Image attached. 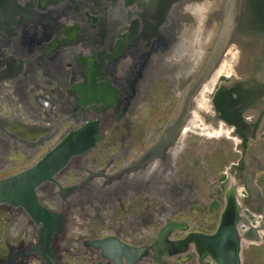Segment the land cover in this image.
<instances>
[{
    "label": "flooded vegetation",
    "instance_id": "1",
    "mask_svg": "<svg viewBox=\"0 0 264 264\" xmlns=\"http://www.w3.org/2000/svg\"><path fill=\"white\" fill-rule=\"evenodd\" d=\"M247 1L227 51L240 33L264 41ZM225 2L0 0V182L26 173L32 181L15 187L34 183L27 203L0 202V264H216L186 239L216 231L231 184L215 200L217 224L204 226L187 217L198 188L177 174L190 171L187 131L227 53L186 107ZM255 61L230 83L219 75L211 104L212 120L242 139L233 166L244 183H232L262 233L264 58Z\"/></svg>",
    "mask_w": 264,
    "mask_h": 264
},
{
    "label": "rangeland",
    "instance_id": "2",
    "mask_svg": "<svg viewBox=\"0 0 264 264\" xmlns=\"http://www.w3.org/2000/svg\"><path fill=\"white\" fill-rule=\"evenodd\" d=\"M223 1L219 0V5ZM238 38L239 41L230 46L224 56L222 65L215 72L213 83H209L210 88L209 86L205 88L206 102L202 101L203 103L200 102L197 105L193 115L195 118L192 120V131H187L188 134H191L193 144L191 153L193 161L190 171L177 174L181 177L189 176L194 187L198 188V201L191 205V212L187 217L189 222H199L204 226H215L217 224L223 202L219 207L214 206V202L215 200H222L226 188L233 181L244 183L243 173L233 166L234 163L241 162L242 149L240 148V142L242 139L234 131V127L225 125L223 122L216 123L212 120L213 110L211 104V96L217 86L219 75L226 79L227 83H230L229 81L243 74L238 70L243 69V64L246 61H248V64L245 69H249L251 68L250 60H256L258 63L260 59L264 58V41L259 35L240 33ZM255 65L254 67H257ZM201 148H203L202 155L199 151L202 150ZM182 164L184 165V163ZM254 178L260 181L262 185V188L256 190L264 194V184L262 183V181L264 182V173H259ZM241 189L243 193L247 194L244 185ZM243 202L248 207H251L250 203H254L253 200L250 203L244 200ZM180 203L186 209L189 208L188 200ZM252 218V221L258 220L259 215L256 214ZM242 264H264V232L261 233L260 241L244 242Z\"/></svg>",
    "mask_w": 264,
    "mask_h": 264
},
{
    "label": "water",
    "instance_id": "3",
    "mask_svg": "<svg viewBox=\"0 0 264 264\" xmlns=\"http://www.w3.org/2000/svg\"><path fill=\"white\" fill-rule=\"evenodd\" d=\"M243 0H226L222 9V25L216 42L211 49L207 63L197 77L186 101V107L192 96L199 90L202 83L211 78L212 73L219 64L222 56L226 53L232 42L240 16ZM28 182L30 177L23 174L20 177L6 179L0 182V202L27 203L34 198V183L30 187H15V182ZM239 185L231 183L225 194V205L220 214L219 224L213 234L193 233L186 239V245L195 248L216 264H242V248L245 239L260 241L261 236L258 226L252 224L249 216L239 201ZM245 226L242 231L241 226ZM252 230L254 238H249L248 233ZM169 233V232H168ZM185 245V244H184Z\"/></svg>",
    "mask_w": 264,
    "mask_h": 264
},
{
    "label": "trees",
    "instance_id": "4",
    "mask_svg": "<svg viewBox=\"0 0 264 264\" xmlns=\"http://www.w3.org/2000/svg\"><path fill=\"white\" fill-rule=\"evenodd\" d=\"M248 10L252 13V18L255 19L257 27L264 31V0H248ZM215 202V206H219Z\"/></svg>",
    "mask_w": 264,
    "mask_h": 264
},
{
    "label": "crops",
    "instance_id": "5",
    "mask_svg": "<svg viewBox=\"0 0 264 264\" xmlns=\"http://www.w3.org/2000/svg\"><path fill=\"white\" fill-rule=\"evenodd\" d=\"M260 235H261V233H260Z\"/></svg>",
    "mask_w": 264,
    "mask_h": 264
},
{
    "label": "bare ground",
    "instance_id": "6",
    "mask_svg": "<svg viewBox=\"0 0 264 264\" xmlns=\"http://www.w3.org/2000/svg\"><path fill=\"white\" fill-rule=\"evenodd\" d=\"M206 92V91H205Z\"/></svg>",
    "mask_w": 264,
    "mask_h": 264
}]
</instances>
